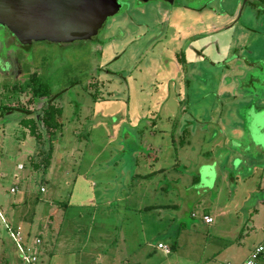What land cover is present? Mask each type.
Returning a JSON list of instances; mask_svg holds the SVG:
<instances>
[{
  "label": "rangeland",
  "instance_id": "rangeland-1",
  "mask_svg": "<svg viewBox=\"0 0 264 264\" xmlns=\"http://www.w3.org/2000/svg\"><path fill=\"white\" fill-rule=\"evenodd\" d=\"M242 3L121 0L90 40L64 45L0 27L2 205L27 184L35 223L52 200L63 232L91 228L89 251L113 264L245 260L264 237V5Z\"/></svg>",
  "mask_w": 264,
  "mask_h": 264
},
{
  "label": "crops",
  "instance_id": "crops-1",
  "mask_svg": "<svg viewBox=\"0 0 264 264\" xmlns=\"http://www.w3.org/2000/svg\"><path fill=\"white\" fill-rule=\"evenodd\" d=\"M38 145L35 146V151L30 159L31 170L35 173L37 171L36 155L37 152L40 151ZM19 166L21 165H18V167ZM18 167H17L18 171L24 170V169H19ZM45 171L46 170H44L43 172ZM137 174L138 173H136V175ZM133 175L134 174H131L130 176L131 178L129 177L130 181L134 179ZM15 178L17 179V177ZM32 179H36V177H32ZM41 180L45 181V178ZM11 190L12 189H10L11 194L16 193L15 191L12 193ZM19 192L21 193L22 196L16 202L14 201L13 203H11V209L9 208L10 204L9 206L8 205L3 206L2 205L3 202L0 199V220L4 224V233L0 232V264L1 262H4L5 264H11L12 256L8 255L5 252L6 249L5 241L7 236H9V238L13 241V243L16 246V243L13 237L11 236V233L19 234L18 239L20 240V243L24 248L30 249L35 254L37 258V264H68L71 261L64 262V257L73 256V255H76L75 258L72 260V262H75V264H80L83 263V260H90V259L94 260V263L91 264H100V262H102V264H113L114 256L105 255L102 258H100L99 256L95 257L94 256L95 254L89 251V250H96V252L100 251L98 249L99 248L98 246L100 245L99 243H95V244L91 243V247L87 245L89 240L88 237H90V239L92 238L91 228H88L86 230V235L83 240H81L80 238L77 239V237L75 236L76 232L75 233L73 232V235L74 234L75 235L72 237L67 236L63 232L65 230L64 227L66 226L65 217L61 219V215H60L61 211H57L52 208L51 205L52 200H50L48 204L45 203L43 204L44 208L42 209L41 212L42 214L41 220L35 223V214L34 213L31 214L29 212L30 207H28L30 206L29 203L31 201L30 194L28 192V185L26 184L24 186H21ZM23 201L25 202L23 205H21ZM254 211H256V209H254ZM64 215L66 216V212L64 213ZM205 216L210 217L209 215H205ZM75 217L78 218L79 215L76 214ZM251 223H253V221H251ZM69 227L71 228V230H74V228H76L77 226L73 224H69ZM252 228H255L253 224H252ZM97 231H100V229H98ZM78 241L79 243H77ZM57 252L59 253V257L60 258L62 257V259H60L59 257L57 258L56 255ZM76 252H78V254ZM17 253L20 260L19 250ZM240 263L241 262L237 264Z\"/></svg>",
  "mask_w": 264,
  "mask_h": 264
},
{
  "label": "water",
  "instance_id": "water-1",
  "mask_svg": "<svg viewBox=\"0 0 264 264\" xmlns=\"http://www.w3.org/2000/svg\"><path fill=\"white\" fill-rule=\"evenodd\" d=\"M119 1L0 0V27L17 38L27 40L59 43L86 41L119 11ZM136 1L145 3L154 0Z\"/></svg>",
  "mask_w": 264,
  "mask_h": 264
},
{
  "label": "built area",
  "instance_id": "built-area-1",
  "mask_svg": "<svg viewBox=\"0 0 264 264\" xmlns=\"http://www.w3.org/2000/svg\"><path fill=\"white\" fill-rule=\"evenodd\" d=\"M18 168L22 169V166H19ZM14 191H15L14 189L11 190L12 193ZM40 191L43 192V188H41ZM203 221L205 224H208V225L213 222L212 218L207 217V216L203 217ZM11 236L13 237L16 243V246L19 250L20 260H21L20 264H37V258L35 254L30 249L24 248L22 244L20 243V240L18 239L19 234L11 233ZM157 249L162 250L165 254L170 253V249H168L167 247L161 244L157 245ZM240 264H264V237H263V240L259 244L255 245L251 249L249 256L244 261H242Z\"/></svg>",
  "mask_w": 264,
  "mask_h": 264
},
{
  "label": "trees",
  "instance_id": "trees-1",
  "mask_svg": "<svg viewBox=\"0 0 264 264\" xmlns=\"http://www.w3.org/2000/svg\"><path fill=\"white\" fill-rule=\"evenodd\" d=\"M262 12L264 13V11H262ZM47 105L48 106H46V107H48V109L45 108L43 115H42L43 124H45V126L47 128L57 127V124H58L57 116H61V112L59 109H56L54 107L52 108L50 101H47ZM25 114L29 115L30 113L25 111ZM27 123L25 122V124H27ZM26 127L30 128V134L32 136H34V124L30 127H28V126H26ZM195 180H197V179H195ZM173 249H174V246H173Z\"/></svg>",
  "mask_w": 264,
  "mask_h": 264
},
{
  "label": "flooded vegetation",
  "instance_id": "flooded-vegetation-1",
  "mask_svg": "<svg viewBox=\"0 0 264 264\" xmlns=\"http://www.w3.org/2000/svg\"><path fill=\"white\" fill-rule=\"evenodd\" d=\"M256 3H260V4L264 5V0H243L242 6L245 7V6L249 5V4H250V5H254V4H256ZM11 40L14 41L13 38H12ZM50 43H56V44H59V42H50ZM60 44L64 45V44H70V43H60ZM7 58H8V57H7ZM9 59H10V58H9ZM8 61H9V60H8ZM7 67H8V69H9V68L11 69V65H10L9 62L7 63ZM18 75H20L19 72H18Z\"/></svg>",
  "mask_w": 264,
  "mask_h": 264
}]
</instances>
